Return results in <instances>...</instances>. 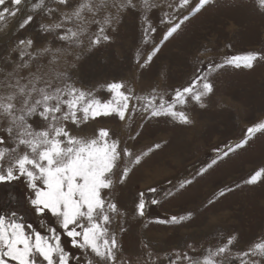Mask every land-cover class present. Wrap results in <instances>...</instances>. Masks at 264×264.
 Masks as SVG:
<instances>
[{
  "label": "snow or ice",
  "instance_id": "snow-or-ice-1",
  "mask_svg": "<svg viewBox=\"0 0 264 264\" xmlns=\"http://www.w3.org/2000/svg\"><path fill=\"white\" fill-rule=\"evenodd\" d=\"M216 3L31 0V11L20 15L25 0H0V25L9 34L27 29L41 16L37 31L45 37L41 45L30 36L17 39L8 55L0 58V185L23 181L35 217L33 223L16 208H0V264H160L159 253L147 241L142 242L140 256L125 252L122 238L128 231L129 210L117 190L167 141L139 151L133 142L152 120L193 125L188 107H207L215 92L214 76L227 68L255 69L264 64V49L226 55L219 62L198 60L192 77L171 90L153 86L138 92L123 79L88 88L72 70L87 54L111 44L121 26L134 19L140 35L133 61L139 72H146L187 22ZM245 5L264 18V0H245ZM158 25L165 30L157 39ZM102 119L118 121L126 137L101 125ZM260 137H264V116L248 124L239 139L214 147V155L189 176L176 183L168 180V187L138 190L134 217L146 219L151 206L187 190ZM242 185H264V162L240 183L221 188L206 206ZM194 215L189 210L149 223L177 226ZM238 243L236 234H221L215 244L189 243L185 249L165 253L164 259L167 264H264V234L246 248H237Z\"/></svg>",
  "mask_w": 264,
  "mask_h": 264
},
{
  "label": "rangeland",
  "instance_id": "rangeland-1",
  "mask_svg": "<svg viewBox=\"0 0 264 264\" xmlns=\"http://www.w3.org/2000/svg\"><path fill=\"white\" fill-rule=\"evenodd\" d=\"M30 4L31 0H25L20 15L31 11ZM42 19L37 16L36 22L27 29H16L10 34L0 25V58L6 57L20 38L30 36L41 45L45 37L38 34L37 24ZM12 23L10 21V25ZM154 23H157L156 18ZM158 27L157 39L165 30L164 26ZM139 35L138 23L128 19L111 44L87 54L79 62L78 69L72 70L74 76L88 88L123 79L132 82L138 92L153 86L171 90L192 77L198 60L219 62L226 55L264 49V18L251 12L245 0H217L212 8L197 14L165 44L153 67L146 72H139L133 61ZM161 72L165 73L163 78ZM214 83L215 92L207 99V107H188L193 125L182 126L167 118L152 120L133 142L139 151L155 142L167 141L161 150L144 161L125 186L117 190L119 200L129 210L128 231L122 238L126 253L140 256L142 242L147 241L159 253L160 264H167L165 253L185 249L189 243L198 247L210 245L217 243L221 234H236L237 248L243 249L264 234V185H242L213 205L206 206L221 188L240 183L254 167L264 162V137L221 162L174 198L151 206L146 219L135 218L132 213L138 190L152 185L168 187V180L176 183L189 176L214 155V147L239 139L248 124L264 116V64L253 70L227 68L214 76ZM99 94L105 95L103 91ZM99 123L110 127L122 138L127 135L118 121L102 119ZM28 195L23 181L0 185V208H16L35 223L28 207ZM189 210L195 215L181 225L149 223V220L180 215ZM145 224H148L147 228Z\"/></svg>",
  "mask_w": 264,
  "mask_h": 264
}]
</instances>
